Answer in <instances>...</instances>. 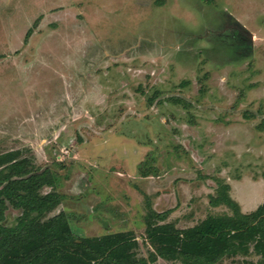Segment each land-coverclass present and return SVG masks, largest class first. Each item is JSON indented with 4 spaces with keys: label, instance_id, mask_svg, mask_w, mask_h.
<instances>
[{
    "label": "rangeland",
    "instance_id": "obj_1",
    "mask_svg": "<svg viewBox=\"0 0 264 264\" xmlns=\"http://www.w3.org/2000/svg\"><path fill=\"white\" fill-rule=\"evenodd\" d=\"M8 151L60 196L48 217L63 212L77 237L130 231L147 260L151 209L179 229L234 213L226 196L254 211L264 0H0ZM19 213L7 208L5 224ZM249 251L216 264H260Z\"/></svg>",
    "mask_w": 264,
    "mask_h": 264
},
{
    "label": "trees",
    "instance_id": "obj_2",
    "mask_svg": "<svg viewBox=\"0 0 264 264\" xmlns=\"http://www.w3.org/2000/svg\"><path fill=\"white\" fill-rule=\"evenodd\" d=\"M18 153L0 154V264H148L157 257L184 264H216L224 257L247 254L251 246L264 264V203L242 213L226 196L224 203L234 213L209 215L184 229L152 222L164 220L165 213L151 209L146 239L152 252L147 260L137 256L138 242L130 231L77 237L63 212L48 217L60 196L41 193V177L27 170V160L19 159ZM9 207L20 212L12 226L5 224Z\"/></svg>",
    "mask_w": 264,
    "mask_h": 264
},
{
    "label": "crops",
    "instance_id": "obj_3",
    "mask_svg": "<svg viewBox=\"0 0 264 264\" xmlns=\"http://www.w3.org/2000/svg\"><path fill=\"white\" fill-rule=\"evenodd\" d=\"M249 213V212H248Z\"/></svg>",
    "mask_w": 264,
    "mask_h": 264
}]
</instances>
